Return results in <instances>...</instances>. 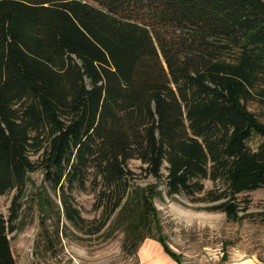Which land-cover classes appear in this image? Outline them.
Here are the masks:
<instances>
[{
  "label": "trees",
  "instance_id": "trees-1",
  "mask_svg": "<svg viewBox=\"0 0 264 264\" xmlns=\"http://www.w3.org/2000/svg\"><path fill=\"white\" fill-rule=\"evenodd\" d=\"M249 102L264 106V0H0V197L15 191L0 264H16L10 234L39 169L59 220L92 223L72 194L90 190L95 231L126 213L135 250L161 232L159 183L240 220L238 195L264 188ZM134 159L156 182L135 185Z\"/></svg>",
  "mask_w": 264,
  "mask_h": 264
},
{
  "label": "rangeland",
  "instance_id": "rangeland-1",
  "mask_svg": "<svg viewBox=\"0 0 264 264\" xmlns=\"http://www.w3.org/2000/svg\"><path fill=\"white\" fill-rule=\"evenodd\" d=\"M248 106L264 120L263 105L249 102ZM258 143V137L249 141L252 148ZM140 166V160L130 162L138 175L135 185L146 187L156 182L144 177ZM43 178L40 169L30 174L19 230L10 234L16 264H140L143 242L148 239L160 242L158 235L176 254L180 263L170 256L179 264H264V188L238 195L242 206L248 202V209L235 221L223 211L209 209L214 203L198 200L203 193L196 197L182 194L169 197L165 185L159 183V194L153 197V203L161 232L154 230L156 237H147L135 250L132 242L136 233L133 228L125 229L126 213L114 215L105 228L96 232L101 211L93 208L94 193L74 188L76 207L93 222L79 228L64 216L59 220L60 199L47 184V190L40 192ZM205 184L207 189L213 187L210 180ZM14 193L0 197V211L5 216L9 215Z\"/></svg>",
  "mask_w": 264,
  "mask_h": 264
},
{
  "label": "crops",
  "instance_id": "crops-1",
  "mask_svg": "<svg viewBox=\"0 0 264 264\" xmlns=\"http://www.w3.org/2000/svg\"><path fill=\"white\" fill-rule=\"evenodd\" d=\"M140 254L142 258L140 264H179L165 252L160 242L152 239L143 242Z\"/></svg>",
  "mask_w": 264,
  "mask_h": 264
}]
</instances>
